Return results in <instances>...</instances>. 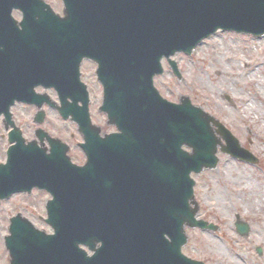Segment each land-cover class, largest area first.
I'll return each instance as SVG.
<instances>
[{
	"label": "water",
	"instance_id": "obj_1",
	"mask_svg": "<svg viewBox=\"0 0 264 264\" xmlns=\"http://www.w3.org/2000/svg\"><path fill=\"white\" fill-rule=\"evenodd\" d=\"M63 3L60 17L43 0H0V117H6L7 129L13 127L15 143L0 166V201L34 187L49 191L46 222L55 231L47 235L21 215L13 218L5 239L10 264H202L181 253L187 226L217 230L195 220L191 173L216 168L215 133L227 144L224 153L258 162L188 98L180 104L162 99L153 79L163 72V58L179 75L170 57L191 54L219 29L264 35V0ZM14 10L23 14L21 23ZM84 59L99 64L101 111L117 133L101 137L90 123L80 73ZM37 87L55 89L61 106L37 94ZM16 102L39 109L48 104L77 122L88 164L72 165L68 148L41 129L36 135L48 142L49 153L36 141L27 145L12 121ZM43 121L39 112L35 122ZM237 227L248 235V225Z\"/></svg>",
	"mask_w": 264,
	"mask_h": 264
},
{
	"label": "rangeland",
	"instance_id": "obj_2",
	"mask_svg": "<svg viewBox=\"0 0 264 264\" xmlns=\"http://www.w3.org/2000/svg\"><path fill=\"white\" fill-rule=\"evenodd\" d=\"M52 6L59 14H63L62 0H44ZM17 20L21 19V14L14 12ZM218 35V36H217ZM236 43L239 41L243 47L238 53L240 59L247 60L243 63H235L226 61L224 70L231 72L235 80H239L236 84L229 81H222L220 72L211 68L210 65L214 61L213 47L217 43ZM255 43V48H245V43ZM260 44V45H258ZM262 44V45H261ZM182 74V80H178L172 73L169 66L165 65V74L155 81L156 87L161 94L171 102H179V98L187 96L194 105L201 107L205 112L219 120L232 134L239 140L241 146L249 150L260 161L259 165H251L241 162L222 152L218 153L219 163L215 170H207L200 175H193L196 182L195 198L199 204V213L197 219L204 220L216 226L219 230L201 231L198 229H187L189 241L183 249L184 254L193 259L205 261L207 264H217L216 258L211 253L212 244L216 243L224 251L226 257H231V249L234 240L228 242L227 234L234 235L237 246L245 249V251L254 258V262L259 264L264 261V226L256 218L259 209L249 204V194L254 188H260L264 192V131L257 132L255 129L249 130L247 126L234 119H230L228 115L236 114L242 107H246L248 102L253 98V86L248 81L251 77L255 79L256 85L260 92L264 94V68L261 71L254 72L253 65L264 62V36L255 38L246 34H226L219 32L215 36L208 38L200 44L191 56L178 54L174 57ZM251 66V68H250ZM203 73L205 82L214 88H200L197 76ZM82 80L85 82L91 93L92 105L91 115L95 124L99 125L103 132L113 131L107 126V118L99 112L102 103V91L95 75V65L86 62L82 69ZM222 76V75H221ZM228 78V76H225ZM226 82V83H225ZM219 89V91H218ZM40 93L42 89L37 90ZM49 96L57 100L53 91H47ZM228 98L232 100L231 105ZM255 105L259 106L260 99H254ZM218 103L225 107L224 113H220L217 108ZM234 106V107H233ZM47 113L46 120L41 126L52 137H57L70 147V156L76 161L83 159V154L78 146L82 142L78 134L75 124L62 120L59 114L49 108H45ZM16 125L22 130L24 137L28 141L35 139V132L38 126L34 123V117L37 113L35 107L26 105H16L13 110ZM254 119V118H252ZM8 136L5 127L0 119V163L6 161V150L8 148ZM246 169L245 179L240 182L239 174ZM222 172L226 176L221 175ZM218 177L225 180L224 183L218 182ZM220 190L223 198L229 201L224 202L226 207L220 203L212 208V193ZM253 188V189H254ZM237 189L240 194L236 197L233 190ZM225 198V199H226ZM50 196L45 192L35 190L32 195L21 194L13 196L9 201L3 202L0 212V264H9L8 251L4 245V238L8 235L10 219L17 214L23 215L30 220L37 228L52 233L50 227L45 223L47 218L46 202ZM250 205V206H248ZM241 206V207H238ZM246 213V214H244ZM240 217L243 222L249 224L251 231L247 237L239 235L236 228V217ZM260 227H262L260 229ZM207 241V242H206ZM258 249L262 250V254L258 253ZM222 258L224 256H221Z\"/></svg>",
	"mask_w": 264,
	"mask_h": 264
},
{
	"label": "bare ground",
	"instance_id": "obj_3",
	"mask_svg": "<svg viewBox=\"0 0 264 264\" xmlns=\"http://www.w3.org/2000/svg\"><path fill=\"white\" fill-rule=\"evenodd\" d=\"M242 44L243 43L236 41V43L230 42L226 45L224 43H220V44L217 43L213 47L214 61L210 65V67L215 68V70L220 72L219 74L222 75V76L220 75V78H222V81L230 80L234 84L239 82L238 79L235 80L233 78V75H230L231 72H227V70H224L223 68H224V64L226 63V61H229V62L234 61L235 63H239V64L243 62H247V60H244V59L242 60L238 56V53L241 52V49H242L241 47H243ZM255 45L256 44L253 42L252 44L247 43V42L244 44L245 48H247L248 50L251 48H255ZM253 66H254L253 69H255L253 70L254 72L258 70L261 71L264 68V62H262L261 64L260 63L254 64ZM225 76H228V78ZM196 79L200 85V88H205V89L208 88L207 90L212 92L210 88H214V87H212V85L209 86L205 82L203 73H200V75L197 76ZM248 81H250V84L254 88L252 100L248 102L245 108L242 107L240 110L237 111L236 114L234 115L230 114L228 115V117L234 120H236L237 118L238 121H241L242 123H244L249 130L255 129L257 132L264 131V94L263 92H260L261 91L260 89L258 90L256 81L254 78L251 77ZM254 99H258V100L260 99L259 106L254 104L255 103ZM217 108L220 110V113L221 112L224 113L223 110L225 111V107L222 106L220 103H218ZM244 170H245L244 172H241L239 174L240 177L238 180L240 182H243V180L245 179V174L247 173V170L246 169ZM221 175L225 177L226 173L222 172ZM218 182L224 183L225 180H222L221 177H218ZM253 188L254 187H252V190L250 191V194L248 196L249 204L256 209H259L257 212L256 218L264 226V192L260 188H254V189ZM233 192L236 197L240 194V191L237 189H234ZM212 196H213V202H211L212 208H215L220 203L223 205L222 207L223 209L224 207H226V204L224 202H228L229 200L226 197H225L226 199L222 197L223 195L219 189L216 188V191L212 193ZM238 207H241V206H238ZM261 228L262 227H260V229ZM262 230H264V228H262ZM232 239L234 240V243L232 242ZM227 240L228 242L233 243V246H236L231 249V252H232L231 257H226L221 246H219L216 243L212 244L211 253L213 254L214 258H216L217 264H257L254 262V258L250 254H248L244 248L235 245L236 240L234 239V235H232V233L227 234ZM221 256H224V257L222 258ZM259 264H264V261H262Z\"/></svg>",
	"mask_w": 264,
	"mask_h": 264
},
{
	"label": "flooded vegetation",
	"instance_id": "obj_4",
	"mask_svg": "<svg viewBox=\"0 0 264 264\" xmlns=\"http://www.w3.org/2000/svg\"><path fill=\"white\" fill-rule=\"evenodd\" d=\"M80 163H84L85 162V158L83 157L82 160H79Z\"/></svg>",
	"mask_w": 264,
	"mask_h": 264
}]
</instances>
